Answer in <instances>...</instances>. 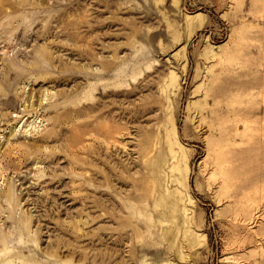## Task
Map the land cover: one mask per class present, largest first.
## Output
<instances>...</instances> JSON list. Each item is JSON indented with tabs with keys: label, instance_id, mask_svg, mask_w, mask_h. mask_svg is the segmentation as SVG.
<instances>
[{
	"label": "rangeland",
	"instance_id": "rangeland-1",
	"mask_svg": "<svg viewBox=\"0 0 264 264\" xmlns=\"http://www.w3.org/2000/svg\"><path fill=\"white\" fill-rule=\"evenodd\" d=\"M0 264H264V0H0Z\"/></svg>",
	"mask_w": 264,
	"mask_h": 264
}]
</instances>
